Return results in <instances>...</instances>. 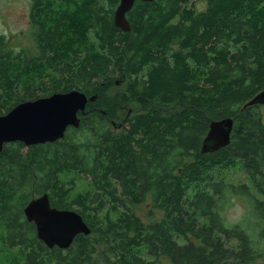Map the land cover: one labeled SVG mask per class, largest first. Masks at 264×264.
I'll return each instance as SVG.
<instances>
[{"label": "trees", "instance_id": "obj_1", "mask_svg": "<svg viewBox=\"0 0 264 264\" xmlns=\"http://www.w3.org/2000/svg\"><path fill=\"white\" fill-rule=\"evenodd\" d=\"M31 2V45L0 35V116L54 93L96 100L55 142L4 145L0 264H264L214 213L230 186L264 214V106L243 108L264 90V0H137L130 32L114 22L120 0ZM225 118L231 142L202 153ZM44 193L90 234L40 240L24 209Z\"/></svg>", "mask_w": 264, "mask_h": 264}, {"label": "water", "instance_id": "obj_2", "mask_svg": "<svg viewBox=\"0 0 264 264\" xmlns=\"http://www.w3.org/2000/svg\"><path fill=\"white\" fill-rule=\"evenodd\" d=\"M136 1L120 0L115 11V25L125 32L131 31L126 15ZM95 100V96L89 98L80 90H72L18 104L0 116V153L7 143L22 142L26 146H32L63 138L68 127L80 126L79 114H85L88 102ZM253 105L264 106V90L243 108ZM233 127V118L211 122L203 141L202 153H212L227 146L231 142ZM24 212L27 220L35 224L38 238L50 248L57 246L67 249L77 235H88L91 232L78 212L52 207L48 193L32 199Z\"/></svg>", "mask_w": 264, "mask_h": 264}, {"label": "clouds", "instance_id": "obj_3", "mask_svg": "<svg viewBox=\"0 0 264 264\" xmlns=\"http://www.w3.org/2000/svg\"><path fill=\"white\" fill-rule=\"evenodd\" d=\"M214 213L224 229L242 233L251 249L264 252V214L248 196L225 186L216 198Z\"/></svg>", "mask_w": 264, "mask_h": 264}, {"label": "rangeland", "instance_id": "obj_4", "mask_svg": "<svg viewBox=\"0 0 264 264\" xmlns=\"http://www.w3.org/2000/svg\"><path fill=\"white\" fill-rule=\"evenodd\" d=\"M31 5V0H0V35L9 37V41L17 48L19 46L31 45L29 38L31 29L29 13ZM205 8L206 4L204 2L198 3V9L203 10ZM113 93H116V89ZM125 111L129 112L130 109L126 108ZM234 178L236 183L248 181V177L244 173H238ZM86 188L87 185L81 182L77 186V192L84 191ZM150 209L149 205L142 204L137 207L136 213L144 222H149L150 217L148 216V212Z\"/></svg>", "mask_w": 264, "mask_h": 264}, {"label": "flooded vegetation", "instance_id": "obj_5", "mask_svg": "<svg viewBox=\"0 0 264 264\" xmlns=\"http://www.w3.org/2000/svg\"><path fill=\"white\" fill-rule=\"evenodd\" d=\"M131 114V110L128 112V115ZM111 126H122L120 123H117L115 121H110Z\"/></svg>", "mask_w": 264, "mask_h": 264}]
</instances>
